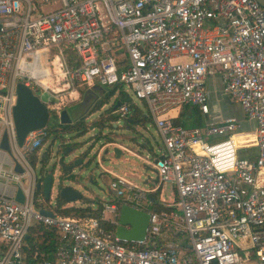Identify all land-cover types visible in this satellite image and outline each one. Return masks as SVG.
<instances>
[{
	"label": "built area",
	"instance_id": "2783aa9c",
	"mask_svg": "<svg viewBox=\"0 0 264 264\" xmlns=\"http://www.w3.org/2000/svg\"><path fill=\"white\" fill-rule=\"evenodd\" d=\"M213 75L251 128L209 115L205 80ZM17 82L46 93L56 114L80 87L97 84L127 85L144 102L162 143L149 164L176 198L155 212L148 210L154 188L121 177L107 185L113 200L149 213L143 241L115 236L116 201L102 203L99 216H63L40 205L25 155L46 131L28 132L17 146ZM127 103L112 111L115 122L127 117ZM185 104L198 109L201 125L172 121ZM3 133L22 172L0 149V264H25L32 223L57 239L51 259L35 264H264V8L256 0H0V139ZM242 147H254V159L239 158ZM17 187L21 203L13 199Z\"/></svg>",
	"mask_w": 264,
	"mask_h": 264
},
{
	"label": "rangeland",
	"instance_id": "374dc122",
	"mask_svg": "<svg viewBox=\"0 0 264 264\" xmlns=\"http://www.w3.org/2000/svg\"><path fill=\"white\" fill-rule=\"evenodd\" d=\"M41 81L47 87L51 84L50 78H43ZM98 86L99 87L96 88L95 91L99 95L98 99H102L99 108L91 111L95 103L89 107L90 99H88V97H86L84 103L80 105L85 91L84 87L79 89L80 96L78 99L70 100L68 103L64 104V106L59 107L61 109L65 108L70 117L80 114L86 115L84 119L85 131L83 133H78L77 131L67 132L62 135L63 139L61 141V145L71 144L74 148L71 153L63 157L62 162H73L74 158L82 162L80 166L81 170H79V168H74L72 171L73 173L81 171L80 177L75 176L77 181L58 179L59 168L56 164L58 156L55 157L54 155L56 154L59 140L54 137L53 133H49L39 146L40 148L37 150V156L33 164L31 163L30 153L25 155L36 175L39 174L40 154L46 149L49 150V156L51 152L49 163H55L51 194L48 202L43 200L40 196L35 195V197L40 198V205L42 207L50 209L53 207L52 203L54 201L55 189L58 183H61L62 185H68L78 190L85 198V201L91 199L92 201L88 204L90 207L95 208L98 202L108 199L107 185L110 181V176L106 173L107 170H112L118 174L124 172V178L128 182L142 189H147L150 183L155 180V174L149 161H152L154 157L158 155L159 150L162 149V143L152 121L146 115L144 102L137 99L127 85H118L113 90L111 86ZM120 91L128 95L131 99L132 106L137 109L138 117L135 119V122L133 124H125L122 119H119L115 122L114 127L112 125L113 121L103 119V124L92 125V122L102 115L101 112L106 111L111 106ZM36 94L40 96L43 102H50V97L46 93L40 94L39 91H36ZM227 100L228 99L224 95L214 96L212 94L211 98L209 97L208 100L209 115L213 112L214 114L212 115H214V117L219 115L225 116L227 115V111H231L228 113H232L236 118L237 113L234 110H237L236 105L232 106ZM176 110L179 111L180 107H177ZM51 113L53 114L55 112L52 111ZM56 120L55 117L50 115L47 126L53 128L57 127L55 123L57 122ZM107 140L111 142L106 143ZM114 147L119 150V156H115L113 151ZM3 167L5 169L7 168L6 166ZM2 181L3 179L0 178V182ZM160 195L164 200L170 201L171 196H173L171 186L167 183L162 184ZM105 215L106 217H111L107 212Z\"/></svg>",
	"mask_w": 264,
	"mask_h": 264
},
{
	"label": "water",
	"instance_id": "95a60500",
	"mask_svg": "<svg viewBox=\"0 0 264 264\" xmlns=\"http://www.w3.org/2000/svg\"><path fill=\"white\" fill-rule=\"evenodd\" d=\"M256 1L261 7L264 8V0ZM89 91H91L90 88L86 89V92ZM15 96V103L12 106L11 115L17 146H21L23 139L28 132L45 128L50 115L57 119V122H55L57 125L71 124L82 116V114H80L78 116H75L74 118L70 117L65 108L60 109L58 114H52V110H49L45 103L22 82H17L15 84ZM129 101L130 98L127 96V94H124L122 96L120 95L115 103L111 106V109L114 110L120 105V103ZM226 116L230 115H225L223 117ZM112 125L115 127V121H113ZM0 149L4 150L13 160V170L21 173V167L9 150L5 133L2 134L0 139ZM73 150L74 148L71 144L61 145V141L59 140L56 154L54 156H58V158L56 159V164L59 168L58 179L60 180L69 179L71 181H77V179H75V176L80 177L81 171L75 173L72 172L74 168H79V170H81L80 166L82 162L80 160L74 158L73 162H62L63 157L67 156ZM113 151L115 156H119V150L116 147L113 148ZM50 156L48 155L47 164L42 169L39 163V174L36 175L34 173L36 179L34 184L35 190H39L42 194L43 200L47 202L51 194L52 176L55 168V163H49ZM56 196H58L65 203L81 201L85 199L78 190L68 185H62L61 183H58V185L56 186L54 198ZM13 199L19 203L23 201V196L19 187H17ZM52 204L54 205V201ZM38 212L49 217L53 215L51 210L44 208H39ZM115 218L116 225L114 226V234L119 240L126 242L144 240L149 219V213L147 211L137 209L128 204L122 203L119 205L116 211ZM24 239H26V236L24 237ZM181 245L187 246V244L185 243H181Z\"/></svg>",
	"mask_w": 264,
	"mask_h": 264
},
{
	"label": "trees",
	"instance_id": "16d2710c",
	"mask_svg": "<svg viewBox=\"0 0 264 264\" xmlns=\"http://www.w3.org/2000/svg\"><path fill=\"white\" fill-rule=\"evenodd\" d=\"M115 88H112V90ZM120 95L116 96L111 106L115 103ZM94 106L92 107L91 111L96 108H99L102 103V99H98L94 102ZM129 108V113L126 118L122 119L125 124H133L135 119L138 117L137 109H135L130 102L127 103ZM111 106L106 110L101 112L102 115L95 119L93 124H101L103 119L116 121L117 116L114 114L111 109ZM86 115H82V117L78 118L77 121L71 124H63L57 125L56 128L45 126L44 130L46 131V135L42 139H44L49 135V133H53L54 137L58 138L62 141V135L67 132L77 131L78 133H83L85 131L84 119ZM105 117V118H103ZM174 123L180 124L184 127L190 126H199L202 124V117L198 111V109L194 106H190L188 104L181 105L180 110L176 114V116L171 117ZM190 120V121H189ZM103 124V123H102ZM41 142V143H42ZM111 142V141H106ZM62 143V142H61ZM69 145V144H68ZM33 150L30 153L31 163L33 164L37 156V150ZM256 150L254 147H242L239 148L237 151V155L239 158H248L250 160L254 159ZM49 150L46 149L40 154L39 163L41 169L46 166L48 160ZM157 191L150 194L151 197V205L149 206L150 211L159 212L162 210H169V208H163L157 201ZM35 195L40 196L42 199V194L39 190L35 191ZM82 201V200H81ZM116 200H109V202H114ZM117 205L119 206L121 203L116 201ZM102 203H97V207L95 209H90L88 206L84 207H74V206H66V203L61 200L58 196L54 198V205L51 207V210L54 213H58L63 216H73V217H80V216H87V215H94L99 216L101 213ZM105 225L109 228H112V225L105 222ZM57 239L56 233L54 230L39 224V223H32L29 225L26 233V239L24 240L23 245V254H24V262L25 264H35L37 261L42 259H51L53 256L54 250L56 248Z\"/></svg>",
	"mask_w": 264,
	"mask_h": 264
},
{
	"label": "crops",
	"instance_id": "0c3cea01",
	"mask_svg": "<svg viewBox=\"0 0 264 264\" xmlns=\"http://www.w3.org/2000/svg\"><path fill=\"white\" fill-rule=\"evenodd\" d=\"M84 87V86H83ZM99 86L98 85H94V86H91V87H84L85 88V91H84V94H83V98H82V101H81V103H80V105H82V103H84V101H85V98L86 97H88V99H90V102H89V107L90 106H92V104H94V102L95 101H97L98 100V98H99V95L97 94V92L95 91V89L96 88H98ZM81 88V87H80ZM79 88V89H80ZM88 88H90V90L91 91H89V92H86V89H88ZM205 89H206V92H207V94H208V100H209V97L211 98V95L213 94L214 96H219V95H222V93H221V81H220V78L217 76V75H213V76H209V77H207L206 78V80H205ZM79 90H78V97L76 98V99H78L79 98ZM75 99V100H76ZM228 101V100H227ZM231 103V102H230ZM91 104V105H90ZM232 104V106H234V105H236V108H237V110L236 109H234L235 110V112L237 113V115H236V119L238 120V122H239V125L241 126V129H248V128H251L252 126H253V122L252 121H248V120H245V118H244V114H243V112H242V109H241V107L238 105V104H236V103H231ZM79 107V106H78ZM88 108V107H87ZM86 108V109H87ZM78 110H79V108H78ZM228 112H231V111H227L226 112V114L227 115H230V116H233L232 115V113L230 114V113H228ZM178 113V110H173L171 113H170V115H171V117H174V116H176V114ZM212 114H214L213 112H211ZM210 115L211 117H213V118H216V117H214V115ZM76 116V115H75ZM75 116H73V118L75 117ZM217 117H221V115H219V116H217ZM234 117V116H233ZM40 148V147H39ZM119 154H120V152H119ZM106 173L110 176V180H112L114 177H121V178H123V179H125L124 178V176H125V173L124 172H122L121 174H118V173H116V172H114V171H112V170H107L106 171ZM156 178V177H155ZM126 180V179H125ZM148 187H151V188H154V190H153V192H158L157 193V201H158V204H160L163 208H167L166 207V205L168 204V203H170V202H172L173 200H175V198H176V195H175V192H174V190H173V188H172V186H171V188H172V194H173V196H171V199H170V201H166V200H164L162 197H161V191H162V184H160V183H158L157 182V179H156V181L154 180L152 183H150V185L148 186ZM152 192V193H153ZM151 193V194H152ZM112 198H111V196L108 194V199L106 200V201H100L99 203H104V202H109V200H111ZM92 200L91 199H88V200H82V201H80V202H77V201H75V202H69V203H66V206H74V207H84V206H88L90 209H95V208H92V207H90V205L88 204L89 202H91ZM107 213H109V212H107ZM106 212H104V216L106 217ZM110 214V213H109ZM111 215V214H110ZM106 218H110V216L109 217H106ZM176 237H177V234L175 235Z\"/></svg>",
	"mask_w": 264,
	"mask_h": 264
}]
</instances>
